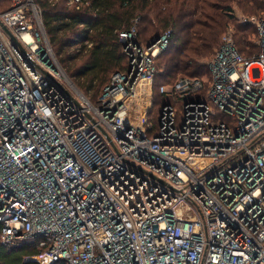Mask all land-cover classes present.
Segmentation results:
<instances>
[{"label":"built area","instance_id":"1","mask_svg":"<svg viewBox=\"0 0 264 264\" xmlns=\"http://www.w3.org/2000/svg\"><path fill=\"white\" fill-rule=\"evenodd\" d=\"M4 2L1 243L38 249L25 259L37 264H264V13L238 15L257 51L241 53L230 24L208 75L160 84L157 105L171 29L151 45L137 24L120 31L127 67L94 100L59 61L41 5Z\"/></svg>","mask_w":264,"mask_h":264},{"label":"trees","instance_id":"2","mask_svg":"<svg viewBox=\"0 0 264 264\" xmlns=\"http://www.w3.org/2000/svg\"><path fill=\"white\" fill-rule=\"evenodd\" d=\"M36 1L42 7L46 33L59 61L77 79L79 87L93 95L101 93L115 72L127 67L120 31L137 24L138 39L148 44L154 36L171 29L167 49L156 57L157 105L165 100L157 90L160 84L173 83L181 76L208 75L207 61L230 24L241 53L249 56L258 50L255 28L240 22L234 3L252 14L247 17L264 13L261 0H80L74 4L69 0ZM4 3L2 8L9 2ZM249 30L254 32V38ZM86 40L90 46L84 43ZM78 43L82 45L76 51ZM37 251L27 245L7 249L0 241V264H37L25 260Z\"/></svg>","mask_w":264,"mask_h":264},{"label":"rangeland","instance_id":"3","mask_svg":"<svg viewBox=\"0 0 264 264\" xmlns=\"http://www.w3.org/2000/svg\"><path fill=\"white\" fill-rule=\"evenodd\" d=\"M262 2H264V0H261ZM234 13L238 15H240L241 17H247V15H252V14H248V12L244 11L238 3H234ZM254 14V13H253ZM248 29H251V28H248ZM249 33L251 35L252 38H254V32L252 30H249ZM76 47V45L74 46ZM63 66V65H62ZM64 67V66H63ZM65 68V67H64ZM66 70V69H65ZM67 72V70H66ZM254 76L257 77L259 76V71L257 68L254 69V72H253ZM67 75L76 83V85L79 87V85L77 84V79L74 77V76H71L68 72H67ZM80 88V87H79ZM84 93L88 94L89 96H92V98L95 100V98L97 97V95L100 93L98 91V93L96 95H93L91 92H86L84 91L82 88H80ZM101 90V89H100Z\"/></svg>","mask_w":264,"mask_h":264},{"label":"water","instance_id":"4","mask_svg":"<svg viewBox=\"0 0 264 264\" xmlns=\"http://www.w3.org/2000/svg\"><path fill=\"white\" fill-rule=\"evenodd\" d=\"M6 31L10 34V36L12 37V39L14 40L15 43H17L18 45H21L20 41L18 40V38L16 36H14V34L5 26ZM159 39V36H154L149 42L148 45L153 44L156 40Z\"/></svg>","mask_w":264,"mask_h":264},{"label":"bare ground","instance_id":"5","mask_svg":"<svg viewBox=\"0 0 264 264\" xmlns=\"http://www.w3.org/2000/svg\"><path fill=\"white\" fill-rule=\"evenodd\" d=\"M27 36V39H29V36L28 35H26Z\"/></svg>","mask_w":264,"mask_h":264}]
</instances>
